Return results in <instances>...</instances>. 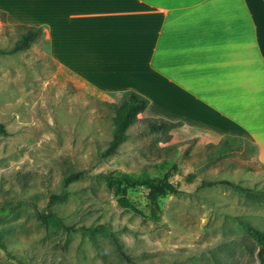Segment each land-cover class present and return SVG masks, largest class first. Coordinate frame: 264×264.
Instances as JSON below:
<instances>
[{
    "label": "rangeland",
    "instance_id": "374dc122",
    "mask_svg": "<svg viewBox=\"0 0 264 264\" xmlns=\"http://www.w3.org/2000/svg\"><path fill=\"white\" fill-rule=\"evenodd\" d=\"M4 8L0 0V50L7 51L22 31ZM119 101L62 68L43 36L0 56V264H264L236 222L264 232L258 146L237 138L208 142L182 125L152 134L136 123L116 153L101 158L112 138L111 105ZM167 171L179 194L131 184H155ZM71 172L77 179L62 189ZM218 180L252 192L201 187ZM61 190L66 199L51 211L91 235L34 218V208L44 210Z\"/></svg>",
    "mask_w": 264,
    "mask_h": 264
},
{
    "label": "crops",
    "instance_id": "0c3cea01",
    "mask_svg": "<svg viewBox=\"0 0 264 264\" xmlns=\"http://www.w3.org/2000/svg\"><path fill=\"white\" fill-rule=\"evenodd\" d=\"M2 12L41 28L86 85L144 97L138 117L245 140L264 164L263 0H5Z\"/></svg>",
    "mask_w": 264,
    "mask_h": 264
},
{
    "label": "trees",
    "instance_id": "16d2710c",
    "mask_svg": "<svg viewBox=\"0 0 264 264\" xmlns=\"http://www.w3.org/2000/svg\"><path fill=\"white\" fill-rule=\"evenodd\" d=\"M264 1V0H263ZM22 32L19 35V38L15 41L11 49L4 51L0 50V56L15 54L24 50H27L32 44L39 41L43 32L41 28L34 27H25L18 25L16 26ZM148 101L133 92L125 93L120 101L117 104L111 105L113 109V118H112V138L106 148L100 153L101 158H108L114 155L118 149V147L126 140L127 138V130L136 123H142L145 125L146 129L152 133H166L171 129L181 126L178 122H169L162 119H154V118H140L137 116L141 114L146 108ZM4 128L0 124V134H4ZM227 140H237L236 138L224 137L220 141V145L224 144ZM78 177V173L71 172L66 175L62 179V189H64L68 184L72 181L76 180ZM169 171L163 174L162 178L157 181L155 184L134 181L132 185H147L150 192L157 194H179L180 191L177 187L173 186L168 181ZM225 186L227 188L233 189L241 194H248L252 192L251 189L239 186L228 180H218L211 182H203L201 187H212V186ZM259 195L264 196V191H259ZM66 199V192L61 190L59 193H53L48 196L47 207L39 211L34 208V218L40 222L44 227H59L67 232H77L84 231L86 234L91 235L92 231L90 229H84V227H73L64 225L61 219L50 209L51 205L59 204L64 202ZM236 222L240 226V228L245 232V234L250 237L255 244L257 245V253L256 257L258 258L260 263H264V232L260 229L254 227L253 225L236 219ZM2 235L0 234V246L4 248V245L1 242ZM116 246V250L118 255L127 260V257L120 250L117 242L114 241Z\"/></svg>",
    "mask_w": 264,
    "mask_h": 264
}]
</instances>
